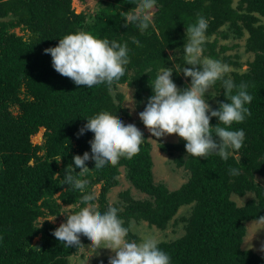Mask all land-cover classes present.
Segmentation results:
<instances>
[{
  "label": "trees",
  "instance_id": "obj_1",
  "mask_svg": "<svg viewBox=\"0 0 264 264\" xmlns=\"http://www.w3.org/2000/svg\"><path fill=\"white\" fill-rule=\"evenodd\" d=\"M73 1L0 0V264H69L88 239L81 235L84 246H65L52 235L59 226L48 217L59 216L68 205L79 210L82 195L94 193L98 185L101 191L93 202L102 213L106 211L109 193L120 185L122 167L131 185L148 196L137 200L126 191L113 204L120 209L124 226L131 228L129 240L140 241L132 232L133 221L164 231L182 207L190 206L189 215L180 219L184 234L159 243L171 264H264L263 255L243 247L247 223L264 216V186L256 179L264 178V0H156L153 23L143 33L134 24L125 27L120 16L137 0H100L90 15L76 13ZM200 16L208 21L203 56L235 67L225 78L237 85L248 83L253 96L246 105L252 115L230 128L245 131L242 148L230 149L225 161L214 153L206 158L189 156L181 138L176 143L158 139L160 151L188 173L187 181L170 191L154 181L152 144L142 131L145 140L132 159L122 157L116 166L106 164L101 169H95L93 160L86 161L90 170L81 178L89 183L83 193L64 185L71 166L80 171L73 156L91 154L89 141L94 134L86 131L77 137L88 118L108 111L127 124L130 113L124 106L125 95L118 91L120 85L134 88L139 102L147 101L153 94L151 83L167 67L174 69V83L181 89L188 86L180 73L190 67L184 58L186 28ZM15 29L24 34L18 35ZM78 30L127 43L125 75L111 87L77 86L52 67L51 55L44 50ZM246 34L245 50L254 59L241 72L243 64L225 55L238 45L229 48L219 43L232 35L243 39ZM132 37L141 46L133 44ZM212 91L206 99L217 109V101L227 102L220 81ZM218 123L217 118L210 121L212 126ZM230 168L239 169L240 174L230 175ZM248 195L252 198L243 206L234 200ZM41 218L45 221L39 224ZM36 238L39 241L33 244Z\"/></svg>",
  "mask_w": 264,
  "mask_h": 264
},
{
  "label": "clouds",
  "instance_id": "obj_2",
  "mask_svg": "<svg viewBox=\"0 0 264 264\" xmlns=\"http://www.w3.org/2000/svg\"><path fill=\"white\" fill-rule=\"evenodd\" d=\"M134 5L120 16L125 27L134 24L143 33L153 23L156 0H137ZM207 28L208 21L203 16L186 28L188 42L184 45V58L190 67H184L181 72L185 78H191L190 86L179 88L172 79L174 69L162 68L150 85L153 94L138 115L157 140L175 134L186 142L189 156L206 158L214 153L227 161L231 155L229 150L241 149L246 135L243 129L230 128L233 123H242L252 115L246 105L251 104L253 96L248 92V83L237 85L230 77L225 78L231 71L229 65L203 56ZM131 39L133 44L141 46L135 37ZM44 53L51 55L52 67L57 73L77 86L89 88L99 84L111 87L125 75V66L129 63L126 42L98 38L86 30L64 35L57 46L45 49ZM217 81L221 82L227 102L217 101L218 108L212 109L206 93L214 89ZM129 107L135 110L132 98ZM212 118H217L219 123L212 126ZM86 131L94 134L89 141L91 154L86 151L82 156L74 155L75 167L80 171L75 172L71 166L63 180L64 185L82 193L89 183L81 178L90 170L86 161L93 160L95 169L106 164L116 166L122 157L132 159L137 155L145 140L144 133L135 124H125L108 111L88 118L77 137ZM229 174L238 176L240 170L230 168ZM95 199L94 193L82 195L78 203L83 207L76 211L72 209L77 205H68L66 213H62L65 222L54 229L52 235L65 246L76 248L84 246L81 235L87 237L93 253L99 254V249L114 253L108 257V264H171L170 255L159 247L160 241L155 236L144 235L139 242L129 240L131 228L124 226L119 218L120 209L110 204L102 213L93 202ZM258 222H264V216H259ZM260 250L264 251V245Z\"/></svg>",
  "mask_w": 264,
  "mask_h": 264
},
{
  "label": "rangeland",
  "instance_id": "obj_3",
  "mask_svg": "<svg viewBox=\"0 0 264 264\" xmlns=\"http://www.w3.org/2000/svg\"><path fill=\"white\" fill-rule=\"evenodd\" d=\"M100 0H85L84 2L81 1H73V8L75 9L76 13H85L87 15H90L93 13ZM236 5V3H235ZM15 33L18 35H23L24 32L20 29H15ZM248 37V34L245 35L243 39H235L232 35V37L228 40H220L219 45L228 46L229 48H233L234 45H238L237 48L229 49L225 55L231 56L234 59H238L240 63L243 64L242 69H239V71L244 72L248 69V62H252L254 59V55L252 53H248L245 50V41ZM211 42L214 41V37L210 39ZM216 51H219V48L216 49ZM206 57V56H205ZM238 57V58H237ZM230 69L232 71L236 70L235 67L230 66ZM181 73V76L183 80L190 86V81L188 78H185L183 73ZM179 88L180 86L176 84ZM119 92H122L125 95V101L124 106L128 109L130 113V118L126 120V123H133L135 124L141 131H144L148 135V140L152 144V158L154 162L153 167V173H154V181L155 183H163L165 184L170 191H175L179 189L183 183H185L188 179V173L184 169L177 168L175 162L173 161V158L164 154L160 151L158 147V141L155 137L151 135V133L148 131V129L143 125L142 121L139 119L138 113L144 110V107L147 104V101L139 102L136 99L135 96V89L130 88L128 85H120L118 88ZM212 89L209 90L211 92ZM131 96V97H130ZM131 98L135 101V110L133 111L131 107ZM13 113L18 114L17 108H13ZM162 139L165 142H171L176 143L179 140V137L175 134L173 135H166L162 137ZM120 185L118 187H115L111 190V192L108 195L109 203L110 204H116L120 201L119 195L123 192L129 191L131 196H133L137 200H143L146 199L148 196L145 194L140 193L137 191L131 183L126 178V169L124 167L120 168ZM257 182L264 186V178L257 176ZM101 191V185H98L94 189L95 196L98 197ZM252 198V195H248L244 198L234 197V200L237 202L239 206H243L245 202ZM67 206H64L62 209V212L59 216L56 217H48V221L52 220L53 224L59 226L62 222H65L66 217L62 213H66L68 210L66 208ZM73 211L78 210V206L74 207L72 209ZM191 211V207H182L178 214L176 215L175 219L170 223L169 227L164 230H158L155 227H149L148 223L146 222H132V232L137 235L140 239L144 235H153L155 236L160 242L163 241H172L174 239H177L181 237L184 234V223L180 221L182 217L188 216ZM45 221V219L41 218L39 219V224H42ZM247 236L244 241V249L252 250L256 253H259L264 256V251H261L262 245H264V222H258V221H252L247 223ZM39 241V238H36L33 242V244L37 243ZM90 242L88 241V244L80 249V251L71 256L69 258V264H101V261L108 260V257L110 255H114L110 250L108 249H99L98 253H93L90 250Z\"/></svg>",
  "mask_w": 264,
  "mask_h": 264
}]
</instances>
